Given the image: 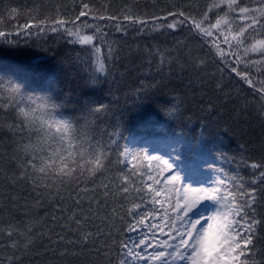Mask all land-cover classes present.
I'll return each instance as SVG.
<instances>
[{"label":"snow or ice","instance_id":"1","mask_svg":"<svg viewBox=\"0 0 264 264\" xmlns=\"http://www.w3.org/2000/svg\"><path fill=\"white\" fill-rule=\"evenodd\" d=\"M6 11L0 48L41 39L79 45L91 84L113 75L121 41L171 39L145 46L150 68L155 59L156 71L177 79L187 72L186 87L203 88L192 75L213 63L221 76L215 90L227 74L240 86L238 114L264 129V0H124L118 8L44 0ZM190 41L203 57L192 56ZM30 83L26 74L0 76V264L49 252L48 264H264V136L259 158L240 143L237 160L201 119L194 139L179 131L133 148L119 124L109 130L97 119L107 105L85 101L73 117L66 101L27 91ZM146 92L142 82L137 98ZM215 109L211 100L201 105L204 116ZM165 112L181 116L179 96Z\"/></svg>","mask_w":264,"mask_h":264},{"label":"trees","instance_id":"2","mask_svg":"<svg viewBox=\"0 0 264 264\" xmlns=\"http://www.w3.org/2000/svg\"><path fill=\"white\" fill-rule=\"evenodd\" d=\"M44 0H0V18L8 19L6 9L17 7L23 12L25 5L31 7L33 3H42ZM53 3H71V0H52ZM96 4L111 3L113 8H118L124 0H93ZM144 0H141L143 3ZM17 21H13L15 24ZM21 18L19 23H23ZM173 41L164 37L155 39L129 37L127 42L121 41L122 59L114 64L113 75L102 79L98 84L87 82V76L82 65L77 61V56L84 57L79 45H69L63 40L43 39L32 40L29 46L18 49L0 48V76L20 79L26 74L30 80L27 91L33 89L37 92L46 91L53 95L57 102L66 101V114L78 116L79 109L85 101L90 103H102L108 106L106 113H102L97 119L102 125H107L109 130L119 124L122 137L128 140L134 136L155 137L164 136L173 132L184 131L193 139L198 134L201 124L205 121L208 135L223 137L222 150L238 160L241 152L239 144L243 143L248 148V154L253 158H259L260 140L264 136L259 121L245 119L242 111V101L237 98L236 90L240 87L236 82L229 81L227 74L223 79V90H215V84L220 80V72L217 67L209 62L199 72L192 75V79L202 77L206 82L200 88L194 82L186 87L190 74L184 73L177 79V73L172 76L156 71V60H152L151 68L148 64V55L144 51L145 46L159 44L171 46ZM137 45L140 51L137 52ZM187 47L192 49V56L203 57L200 45L196 41H190ZM129 49L132 50L129 55ZM185 48L181 52V59H185ZM255 74V73H254ZM22 82V81H21ZM143 82L147 92L137 98L136 89ZM159 84L152 87L153 84ZM246 88V86H244ZM205 95L201 96L200 93ZM228 93L227 103H223ZM179 96L183 112L177 119H171L165 110L176 102ZM250 98V96H249ZM211 100L216 109L210 116L201 113V105H207ZM222 110V114H221ZM191 117L189 120L188 118ZM215 118V119H213ZM120 143H125L121 139ZM226 169L235 168V163H223ZM43 211L40 216H43ZM132 235V234H131ZM47 243V241H45ZM38 252L43 253V245L38 244ZM3 253H0L2 256ZM55 257L49 252L46 255L27 257L22 264H48Z\"/></svg>","mask_w":264,"mask_h":264},{"label":"rangeland","instance_id":"3","mask_svg":"<svg viewBox=\"0 0 264 264\" xmlns=\"http://www.w3.org/2000/svg\"><path fill=\"white\" fill-rule=\"evenodd\" d=\"M157 137H163V136H155V137H143V136H134L131 137L128 142L129 145L133 148H145L149 147V141H152L154 138ZM137 235L136 233H133L132 236Z\"/></svg>","mask_w":264,"mask_h":264}]
</instances>
